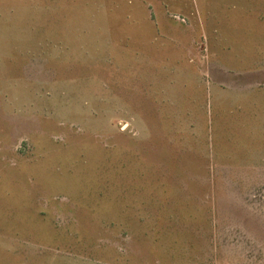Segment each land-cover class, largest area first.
<instances>
[{"label": "rangeland", "instance_id": "obj_1", "mask_svg": "<svg viewBox=\"0 0 264 264\" xmlns=\"http://www.w3.org/2000/svg\"><path fill=\"white\" fill-rule=\"evenodd\" d=\"M0 264H264V0H0Z\"/></svg>", "mask_w": 264, "mask_h": 264}]
</instances>
